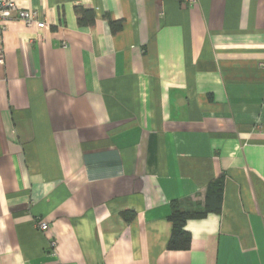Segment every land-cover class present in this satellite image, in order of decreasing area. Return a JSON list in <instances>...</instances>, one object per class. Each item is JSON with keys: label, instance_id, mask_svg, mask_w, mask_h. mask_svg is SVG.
I'll return each mask as SVG.
<instances>
[{"label": "crops", "instance_id": "1", "mask_svg": "<svg viewBox=\"0 0 264 264\" xmlns=\"http://www.w3.org/2000/svg\"><path fill=\"white\" fill-rule=\"evenodd\" d=\"M17 3L46 25L0 36V264H264V0Z\"/></svg>", "mask_w": 264, "mask_h": 264}, {"label": "trees", "instance_id": "2", "mask_svg": "<svg viewBox=\"0 0 264 264\" xmlns=\"http://www.w3.org/2000/svg\"><path fill=\"white\" fill-rule=\"evenodd\" d=\"M80 25H90L95 23V13L93 10L77 7L75 9ZM108 24L113 33L123 29V22H114L107 17ZM224 193L223 178L213 181L207 190L205 206L203 209L184 210L181 204L174 201L171 204L169 221L172 223V235L168 243V249L172 251H187L191 247V235L186 230V224L192 219H202L209 213H219L222 209ZM127 219L131 220L134 216Z\"/></svg>", "mask_w": 264, "mask_h": 264}, {"label": "built area", "instance_id": "3", "mask_svg": "<svg viewBox=\"0 0 264 264\" xmlns=\"http://www.w3.org/2000/svg\"><path fill=\"white\" fill-rule=\"evenodd\" d=\"M197 1L198 0H186L189 5H194ZM10 20H21L27 27L36 26L38 29H42L46 25V22L39 19L38 12L20 8L17 0H0V36L6 29V24ZM1 43L2 40L0 38V44ZM262 67L264 68V64H262ZM41 230H48V225L42 224ZM51 247L56 249V242H52Z\"/></svg>", "mask_w": 264, "mask_h": 264}]
</instances>
